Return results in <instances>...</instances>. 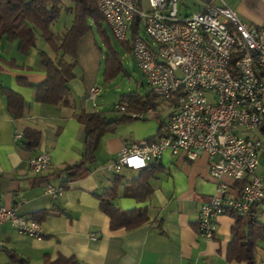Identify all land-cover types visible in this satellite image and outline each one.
<instances>
[{
  "label": "crops",
  "instance_id": "1",
  "mask_svg": "<svg viewBox=\"0 0 264 264\" xmlns=\"http://www.w3.org/2000/svg\"><path fill=\"white\" fill-rule=\"evenodd\" d=\"M204 1L194 0L199 11ZM225 1L243 20L254 25L264 24V0ZM182 2L185 4V0ZM61 7L63 23H58V18L51 25L57 42L73 25L76 2L61 0ZM89 23L91 28L80 37L76 48L69 105L36 100V86L47 78L42 54L53 60L61 54V50L56 51L45 41L39 29L36 45L26 53L20 50L19 39L4 36L0 40V201L12 207L24 199L17 211L26 218L39 221L43 228V236L38 238L20 234L11 223L1 224L0 239L4 246L0 248V264H20L11 258L12 254L26 259L27 264H42L59 255L75 256L80 264H248L227 259L235 224L231 214L217 218L213 238L198 232L200 206L218 190V182L210 174L208 154L190 160L185 154L174 155L166 151L157 161L155 173L148 178L153 190L145 201L123 194L124 184L138 177L142 170H134L128 175L126 168L123 169L120 174L124 179L114 201L123 209L146 208L148 221L141 226L113 230L109 216L101 209L99 194L112 186L116 178L107 166L124 147L150 137L158 138L160 122H167L170 109L163 120L154 110L149 119H130L115 131L104 134L95 161L87 164L76 179L63 184L66 173L62 170L79 162L84 151L87 131L78 114L100 112L109 119L129 115L127 112L118 114V103L112 106L102 92L95 101L90 96L94 86L102 85L106 53L96 32L97 25L92 19ZM124 52L133 57L125 48ZM121 59L125 66L122 56ZM124 72L130 75L126 66ZM141 84L144 85L145 80ZM1 85L23 97V113L19 119L9 111ZM136 93L144 99L148 92L137 90ZM120 100L121 97L118 102ZM119 104L128 111H136L130 110L128 102ZM28 128L39 131L35 148L26 145L23 133ZM18 132L22 133L20 139L15 138ZM42 152L50 154L51 163L37 174L31 169L29 159ZM223 181L229 187L227 196L241 194L236 181L227 176ZM48 184L62 185L65 190L54 199L45 193ZM263 207L264 201L258 205L260 218L264 221ZM41 210L47 212L44 218L38 214ZM255 258L257 264L264 261L263 240L258 243Z\"/></svg>",
  "mask_w": 264,
  "mask_h": 264
},
{
  "label": "built area",
  "instance_id": "2",
  "mask_svg": "<svg viewBox=\"0 0 264 264\" xmlns=\"http://www.w3.org/2000/svg\"><path fill=\"white\" fill-rule=\"evenodd\" d=\"M181 1H97L114 37L131 41L132 55L153 95L173 101L164 134L124 147L107 167L119 174L125 168L143 170L160 161L166 151L190 160L208 154L218 190L200 206L198 232L211 239L219 216H245L264 201V24L243 20L225 0H206L199 12L182 17ZM142 22L150 39L140 35ZM102 90L94 86L92 100ZM116 108L138 118L154 113L151 107L143 112L128 111L121 104ZM21 137V132L15 135ZM50 163L48 152L29 159L37 174ZM224 176L245 181L239 196L226 195ZM64 190L62 185L45 187L54 199ZM23 202L9 207L0 201V225L11 223L20 234L42 237V224L17 211Z\"/></svg>",
  "mask_w": 264,
  "mask_h": 264
},
{
  "label": "trees",
  "instance_id": "3",
  "mask_svg": "<svg viewBox=\"0 0 264 264\" xmlns=\"http://www.w3.org/2000/svg\"><path fill=\"white\" fill-rule=\"evenodd\" d=\"M75 19L71 28L66 32L60 42H57L51 25L56 21L62 11L61 0H0V40L7 36L9 39H19L20 50L26 53L36 45L37 30L56 51L61 50L58 57L53 60L47 54H42L43 63L47 68L46 80L37 85L36 100L52 104L69 105L71 93L70 81L74 78V67L76 65V48L80 37L90 28V19L97 25L101 39L106 47L104 79L110 81L116 78L125 70V66L119 54V50L113 45L110 33L105 27V19L98 9V0H74ZM134 29L131 36L136 35ZM121 46L131 52V41H120ZM25 82L24 80H21ZM1 90L6 96L7 105L12 115L19 119L23 113V97L10 88L1 85ZM157 96L147 93L142 99L136 92L123 94L120 103L128 102L130 110H147L151 107L156 110ZM78 119L86 126V140L82 158L79 162L65 166L62 170L66 173V184L76 179L82 169L96 159L95 153L104 134L113 132L123 122L130 119H149V117L138 118L124 115L119 118L109 119L100 112H82ZM165 122L161 121L157 137L164 134ZM26 138V145L35 148L38 144L39 131L25 129L23 133ZM156 136L148 138L154 140ZM157 162H152L143 169L138 177L133 178L124 184L123 194L134 197L139 201H145L152 193V185L148 178L155 173ZM124 176L116 174L115 182L103 193L99 194L100 207L109 216L113 230L126 228L134 229L148 221L146 208L137 207L134 209H123L119 207L114 199L119 194L118 189ZM245 181H236V186L241 190ZM258 205H254L245 216L232 213L235 224L232 228V238L228 246L227 259L229 261H245L248 264H257L255 258L256 248L260 240L264 241V221L260 218ZM42 218L46 211L38 212ZM11 258L20 264H27V260L17 254ZM42 264H80L75 256L59 255L55 260H46Z\"/></svg>",
  "mask_w": 264,
  "mask_h": 264
},
{
  "label": "rangeland",
  "instance_id": "4",
  "mask_svg": "<svg viewBox=\"0 0 264 264\" xmlns=\"http://www.w3.org/2000/svg\"><path fill=\"white\" fill-rule=\"evenodd\" d=\"M185 4L189 5V7L185 6ZM185 4H183V2L181 1L179 3L178 6V10H179V14L183 17L185 16L187 13H193L196 11H199V7L197 6V4L194 3V0H185ZM60 21H58V23H61V19L59 16ZM63 23V22H62ZM62 25V24H61ZM105 27L108 28V31L110 33L111 36V40L113 45L120 51L121 56L123 57L126 69L129 71V74H126L125 72H122L116 79L112 80V81H105L103 79V81L101 82V86L103 88L102 91V96L105 98V100L109 101V103H111V105L113 106L115 103H120L119 98L121 97V95L123 94H127V93H131V92H137V90H142V91H147L148 93H152V87L147 84L145 76L143 74V72L139 69L136 61L134 60L133 57L128 56L125 52H124V48L121 46V43L119 40H117L114 35L112 34L111 29L109 28L108 24L105 23ZM96 32L98 33V38L100 40V44H102V46H104V52L106 53V47L101 39V36L99 34L98 29L96 30ZM140 35L141 36H145L148 39H150L146 32L145 29L143 27V22H142V29L140 31ZM145 80V84L142 85L141 81ZM118 89L120 91H118ZM157 105H156V110L155 113L158 114L159 119L163 120L164 118L168 117V111L170 109V107L173 104V101H167L165 99H162L160 97H157L156 99ZM123 111H121L120 109H118V114L121 113ZM255 132H252V134H254ZM262 175L264 176V160L262 162ZM134 170H130V169H125L126 174L131 175ZM264 209V207H263ZM264 216V212L263 215Z\"/></svg>",
  "mask_w": 264,
  "mask_h": 264
}]
</instances>
